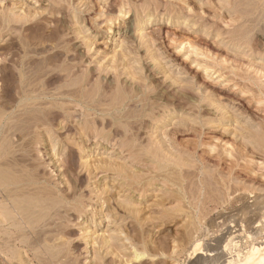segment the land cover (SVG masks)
<instances>
[{
	"label": "rangeland",
	"instance_id": "1",
	"mask_svg": "<svg viewBox=\"0 0 264 264\" xmlns=\"http://www.w3.org/2000/svg\"><path fill=\"white\" fill-rule=\"evenodd\" d=\"M20 66L135 117L97 115L98 145L67 100L12 118L0 264H233L264 246V0H0L12 115Z\"/></svg>",
	"mask_w": 264,
	"mask_h": 264
},
{
	"label": "bare ground",
	"instance_id": "2",
	"mask_svg": "<svg viewBox=\"0 0 264 264\" xmlns=\"http://www.w3.org/2000/svg\"><path fill=\"white\" fill-rule=\"evenodd\" d=\"M120 15V14H119ZM125 16V15H124ZM113 38V37H112ZM116 39V35L113 38V40ZM86 41V40H85ZM123 42V41H122ZM117 45V44H116ZM115 45V46H116ZM193 47V46H192ZM190 48V47H189ZM187 48L189 51L190 49ZM194 50V49H193ZM45 51V50H44ZM116 51V50H115ZM123 51V50H121ZM192 51V49L190 50ZM121 53V52H120ZM123 57V56H122ZM123 64V63H122ZM120 66V65H119ZM125 64L123 65V67ZM79 67L77 66L76 69ZM33 74L34 72L27 70L26 67H19L18 70H16V77H15V95L17 97V107H18V115L15 113V115H12L11 112L5 110V109H0V134H4V132L8 131L11 126V120L13 118H18L19 115L21 117L25 116L31 117L35 113H40V112H45L47 111L48 113L53 112V109L57 104L63 103L64 101H68L69 103H73L76 106H79L80 109L77 107L74 110V114H69L66 116V119L71 118L75 122V128L79 135L81 136V140H83L82 136L89 138L91 136H94V139L92 141L93 145H98L101 140L108 141V137L110 135L108 134H103L102 132H99L97 129L99 127L96 116L100 115L103 119L106 117L109 119V122L117 123L122 122L123 125H127V120L129 118L135 117L131 116V113L128 111L129 106L126 100L124 101V98H120L117 100V102H113L111 100L110 102L107 103V100L103 99L102 97H89L86 94L85 91V86H80L77 89L74 90H56L52 91L44 87H36L35 84L33 83ZM88 75L91 77V70H89ZM89 78V77H88ZM79 81V80H78ZM77 82L71 83L77 84ZM80 83V82H79ZM85 84V83H84ZM85 85H88V82H86ZM130 92V91H129ZM132 93V92H131ZM123 96V95H122ZM130 97V96H129ZM127 96L126 99L129 98ZM131 98V97H130ZM138 108V107H137ZM13 109V108H12ZM11 109V110H12ZM56 109V108H55ZM136 110V109H135ZM20 121V120H18ZM147 124V123H146ZM67 126V123L64 124L63 128ZM2 138V137H1ZM0 138V139H1ZM3 139V138H2ZM5 139V138H4ZM5 140L1 142L3 146L6 147L8 143H4ZM6 142V141H5ZM103 142V141H102ZM90 143V142H89ZM0 144V147L2 145ZM20 144V143H18ZM9 147V146H8ZM3 149V148H2ZM6 149V148H5ZM1 150L4 153V150ZM19 150V149H18ZM94 151V150H93ZM1 152V153H2ZM9 150L7 151V153ZM84 154V153H83ZM1 155V154H0ZM5 155V153H4ZM8 155V154H7ZM86 156V155H84ZM1 157V156H0ZM14 157V156H13ZM17 157V156H16ZM2 158V157H1ZM13 159V158H12ZM23 159V158H22ZM17 161L19 158L16 159ZM4 164L5 169H0V188H5L9 185H14L16 186L19 183V180L17 177L11 174L9 168L13 165L12 161H5V163H1V165ZM19 164V163H18ZM18 169V168H17ZM16 172V171H15ZM16 175V174H15ZM23 179V178H22ZM36 179V178H35ZM24 180V179H23ZM31 182V181H30ZM37 183V182H36ZM20 184V183H19ZM24 185V184H23ZM20 186H22L20 184ZM19 187V186H18ZM15 188V187H14ZM10 189V188H9ZM13 189V187H12ZM8 190V189H7ZM14 191V190H13ZM12 191V192H13ZM5 192V190H4ZM8 193V192H7ZM7 195V194H6ZM13 195V194H12ZM8 196V195H7ZM11 196V195H9ZM14 197V196H13ZM14 199V198H13ZM7 200V199H6ZM32 200V199H31ZM35 201V200H34ZM258 201V200H257ZM260 201V200H259ZM1 202V201H0ZM11 200L7 201L8 205H10ZM27 202V200H26ZM31 202V201H30ZM256 202V201H255ZM2 203V202H1ZM6 201L4 204H7ZM28 203V202H27ZM33 203H37L36 201ZM33 203H31L33 206H35ZM29 204V203H28ZM27 204V205H28ZM38 204V203H37ZM7 205V206H8ZM253 205V203H252ZM2 206V205H1ZM6 206V205H5ZM31 206V205H29ZM37 206V205H36ZM254 206V205H253ZM259 206V205H258ZM263 207V206H262ZM27 208V206H26ZM30 208V207H29ZM247 208V206H246ZM255 208V207H254ZM31 209V208H30ZM241 209V208H239ZM259 209V208H257ZM28 210V209H27ZM254 210V209H253ZM261 210V209H260ZM252 211V210H251ZM259 211V210H258ZM241 212V211H240ZM237 213V211H236ZM240 214V213H239ZM244 214V213H243ZM258 214V213H257ZM4 216V215H3ZM107 216V215H106ZM2 216H0L1 218ZM7 217V216H5ZM239 217V216H238ZM244 217V216H243ZM3 218V217H2ZM1 220H4V218ZM108 218V217H107ZM245 218V217H244ZM6 219V218H5ZM237 219V218H236ZM251 219V218H250ZM0 220V221H1ZM254 220V219H252ZM107 222V221H106ZM110 222V220L108 221ZM255 222V220H254ZM4 223V222H3ZM2 223V225H3ZM112 223V222H111ZM110 223V224H111ZM246 223V222H244ZM1 225V224H0ZM116 225V224H115ZM113 226V225H112ZM258 226V225H257ZM114 228V226H113ZM241 230V229H240ZM108 231V229H107ZM116 230H113L115 232ZM110 230L107 232L109 235ZM253 232V231H252ZM257 232V229H256ZM261 232V231H260ZM259 232V234H260ZM235 233V232H234ZM3 234V232L0 233V235ZM111 235V233H110ZM114 236V235H113ZM111 237L113 240L114 237ZM110 237V236H108ZM111 239H103V244L108 243ZM218 239V238H217ZM2 240V239H1ZM0 240V241H1ZM114 241V240H113ZM113 241L109 242L112 243ZM254 241V240H253ZM214 242V241H213ZM256 242V241H254ZM108 243V244H109ZM259 243V242H258ZM261 243V242H260ZM2 244V242H1ZM107 245V244H106ZM105 245V247H106ZM212 245V244H211ZM216 246V245H215ZM219 246V245H218ZM249 246V245H248ZM1 247V246H0ZM110 247V246H109ZM108 247V248H109ZM217 247V246H216ZM226 248V245H224V250ZM216 249V248H215ZM249 249V248H248ZM195 251V249H194ZM213 251V248H212ZM134 257H140L139 253H135ZM235 257V256H234ZM236 260V261H235ZM233 261V260H232ZM53 264H65V263H60V262H55ZM176 264V263H173ZM233 264H264V246H252L246 253L244 254H236V258L234 259Z\"/></svg>",
	"mask_w": 264,
	"mask_h": 264
}]
</instances>
